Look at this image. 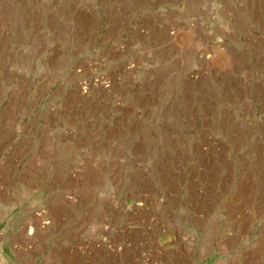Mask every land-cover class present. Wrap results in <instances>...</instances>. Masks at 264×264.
<instances>
[{"label":"rangeland","instance_id":"obj_1","mask_svg":"<svg viewBox=\"0 0 264 264\" xmlns=\"http://www.w3.org/2000/svg\"><path fill=\"white\" fill-rule=\"evenodd\" d=\"M238 3L235 34L219 0H0V264H202L209 180L264 168L233 135L264 0ZM160 9L190 27L130 21Z\"/></svg>","mask_w":264,"mask_h":264},{"label":"crops","instance_id":"obj_2","mask_svg":"<svg viewBox=\"0 0 264 264\" xmlns=\"http://www.w3.org/2000/svg\"><path fill=\"white\" fill-rule=\"evenodd\" d=\"M162 1L151 0L154 4H162ZM219 1L222 7L228 9L230 29L234 30L235 34L238 33V29L241 28L237 25V21L241 18L239 0ZM217 7L219 6L215 8ZM170 12L176 20L168 21V10L160 9L141 18L137 13H131L130 21L140 23L137 27L145 29L190 27L180 26L182 14L179 10ZM122 14L125 19V12ZM215 18L214 11L209 13L206 18L209 23H206L205 28H214L212 22ZM238 54L241 58L243 53L234 55ZM244 55H250L251 59H255L254 57L259 54L251 50ZM260 55L264 57V53ZM240 125L239 131L233 134L235 139L263 142L259 145L262 149L254 151L256 155L262 152L264 160V116L247 118ZM249 169L244 171L245 175L242 178H238L231 168H226L224 171H219L217 175L219 180L213 182L209 180L208 186L205 187L202 264H264V168L250 166ZM217 201L220 203L219 207L215 205Z\"/></svg>","mask_w":264,"mask_h":264}]
</instances>
